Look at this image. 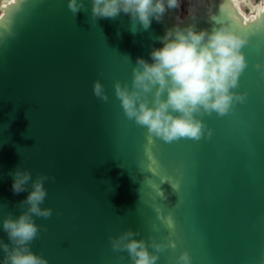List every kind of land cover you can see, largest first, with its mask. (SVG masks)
I'll use <instances>...</instances> for the list:
<instances>
[{
  "label": "water",
  "instance_id": "1",
  "mask_svg": "<svg viewBox=\"0 0 264 264\" xmlns=\"http://www.w3.org/2000/svg\"><path fill=\"white\" fill-rule=\"evenodd\" d=\"M179 13L144 29L124 12L93 18L90 0L75 14L67 0L2 7L0 221L18 215L28 194L12 191L10 173H47L42 206L53 211L34 218L45 227L31 247L49 264H128L109 237L129 227L167 245L157 264H177L182 250L193 264H264V70L255 67L264 64V10L244 18L233 0H211L181 17L247 37L235 89L246 97L204 116L201 138L150 136L116 95L115 82L131 84L136 58L150 60ZM97 78L107 100L93 92ZM0 238L8 240L2 229Z\"/></svg>",
  "mask_w": 264,
  "mask_h": 264
},
{
  "label": "clouds",
  "instance_id": "2",
  "mask_svg": "<svg viewBox=\"0 0 264 264\" xmlns=\"http://www.w3.org/2000/svg\"><path fill=\"white\" fill-rule=\"evenodd\" d=\"M93 18H114L127 13L148 29L152 20L160 22L165 13L179 8L184 0H90ZM73 14L85 5V0H67ZM176 23L158 37L160 45L150 49V60L136 58L131 84L115 82V92L123 111L136 124L145 126L150 136L171 142L180 138L199 139L206 134V115L228 113L234 104L243 102L246 93H238L241 73L248 65L243 51L247 37L224 25L212 28L195 23ZM136 28L132 27L134 32ZM257 70L264 64L257 62ZM94 94L107 100L104 84L93 82ZM210 134V129L208 133ZM14 193L28 191L20 202L18 215L9 212L0 221L8 237L0 238V264H49L47 257L34 251L31 242L44 225L35 217L52 215L50 206H42L47 195V173L32 177L30 169L17 167L10 173ZM54 179V177H51ZM29 183L31 187L29 188ZM113 250H126L128 264H157L159 251L167 245L151 237L137 238V231L126 228L109 237ZM174 246V245H173ZM177 264H193L190 253L182 250Z\"/></svg>",
  "mask_w": 264,
  "mask_h": 264
},
{
  "label": "rangeland",
  "instance_id": "3",
  "mask_svg": "<svg viewBox=\"0 0 264 264\" xmlns=\"http://www.w3.org/2000/svg\"><path fill=\"white\" fill-rule=\"evenodd\" d=\"M12 0H0V13H1V9L2 7H4L6 5V3L10 2ZM190 1L191 0H184L183 3H181L180 7H179V18L183 17L186 13H188V8L190 5ZM234 1V0H233ZM237 3H235V5L237 6V8L242 12L244 18H249L251 16L254 15V13L252 12L251 7L258 5V4H264V0H237Z\"/></svg>",
  "mask_w": 264,
  "mask_h": 264
},
{
  "label": "bare ground",
  "instance_id": "4",
  "mask_svg": "<svg viewBox=\"0 0 264 264\" xmlns=\"http://www.w3.org/2000/svg\"><path fill=\"white\" fill-rule=\"evenodd\" d=\"M210 1L211 0H191L189 8H188V13L193 12V11L194 12L198 11L199 8H202V7L206 6V4L208 2H210ZM234 2L236 4H238L237 0H234ZM251 9H252V12L254 14H256V13L264 10V4L263 5L262 4H258V5L252 6Z\"/></svg>",
  "mask_w": 264,
  "mask_h": 264
},
{
  "label": "snow or ice",
  "instance_id": "5",
  "mask_svg": "<svg viewBox=\"0 0 264 264\" xmlns=\"http://www.w3.org/2000/svg\"><path fill=\"white\" fill-rule=\"evenodd\" d=\"M173 227H174V223H173V222L170 223V224H168V228L171 229V228H173ZM120 260L123 261V257H121Z\"/></svg>",
  "mask_w": 264,
  "mask_h": 264
}]
</instances>
